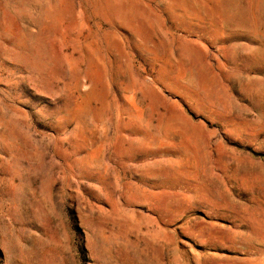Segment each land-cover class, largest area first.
Listing matches in <instances>:
<instances>
[{
    "label": "rangeland",
    "instance_id": "374dc122",
    "mask_svg": "<svg viewBox=\"0 0 264 264\" xmlns=\"http://www.w3.org/2000/svg\"><path fill=\"white\" fill-rule=\"evenodd\" d=\"M0 264H264V0H0Z\"/></svg>",
    "mask_w": 264,
    "mask_h": 264
}]
</instances>
